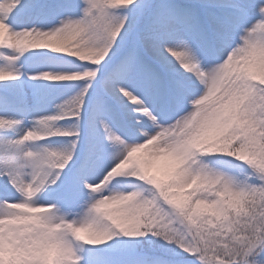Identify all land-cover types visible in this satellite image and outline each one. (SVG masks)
Returning <instances> with one entry per match:
<instances>
[{"label": "snow or ice", "instance_id": "6c2138e0", "mask_svg": "<svg viewBox=\"0 0 264 264\" xmlns=\"http://www.w3.org/2000/svg\"><path fill=\"white\" fill-rule=\"evenodd\" d=\"M0 264H264V0H0Z\"/></svg>", "mask_w": 264, "mask_h": 264}, {"label": "rangeland", "instance_id": "374dc122", "mask_svg": "<svg viewBox=\"0 0 264 264\" xmlns=\"http://www.w3.org/2000/svg\"><path fill=\"white\" fill-rule=\"evenodd\" d=\"M71 93H72V90L71 89H64V90H62V94L63 95H71Z\"/></svg>", "mask_w": 264, "mask_h": 264}]
</instances>
